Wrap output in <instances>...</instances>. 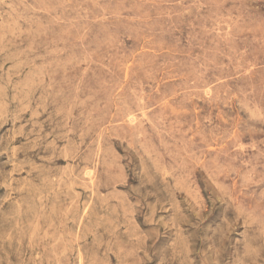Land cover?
Segmentation results:
<instances>
[{
    "label": "rangeland",
    "instance_id": "rangeland-1",
    "mask_svg": "<svg viewBox=\"0 0 264 264\" xmlns=\"http://www.w3.org/2000/svg\"><path fill=\"white\" fill-rule=\"evenodd\" d=\"M0 264H264V0H0Z\"/></svg>",
    "mask_w": 264,
    "mask_h": 264
}]
</instances>
